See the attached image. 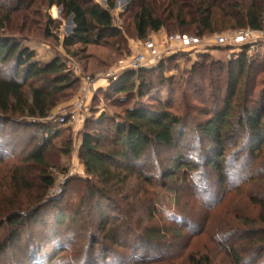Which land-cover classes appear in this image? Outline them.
I'll return each mask as SVG.
<instances>
[{"label":"rangeland","instance_id":"1","mask_svg":"<svg viewBox=\"0 0 264 264\" xmlns=\"http://www.w3.org/2000/svg\"><path fill=\"white\" fill-rule=\"evenodd\" d=\"M90 1L107 8L108 0ZM16 3L0 0V9L10 7L7 12L0 11L1 17L7 16L0 27V39L27 48L42 65L59 58L66 66L65 73L71 74L78 84L54 96L57 104L44 119L27 113L11 117L0 113V143L8 150L5 161L0 164V200L29 207L31 202L41 199L37 223L20 227L13 242L10 240L13 229L0 228V264H86L87 260L94 261L90 264H189L190 257L208 258L210 264H233L228 256L231 246L243 258L242 264H264V225L259 221L258 205L264 202V151L251 160L245 134L239 131L233 141L237 146L233 149L232 142L227 146L232 152L224 164L229 175L225 184L219 186L211 172L203 167L200 155L210 147L199 141L196 132V124L205 122L209 118L207 114L220 108V99L228 87L227 72L219 71L218 65L210 68L209 63L228 64L244 52L218 48L211 42L218 35L242 30L232 29V21L218 19L215 32L200 38L206 46L185 53L174 50L169 56L164 53L166 58L154 66L163 64L161 74L152 71L145 75L155 88L149 96L139 99L135 89L139 81L136 83L134 79L135 85H128L131 92L127 101H122L119 97L124 96L108 89L113 81L107 85L100 80L104 74L121 66L133 55L132 50L149 57V52L142 47L145 41L153 42L156 51L161 52L166 47L165 38L196 37L195 33L162 29L149 34L145 41H138L131 21L137 8L129 9L127 0H113L112 23L121 29L120 37L95 45L74 46L67 51L62 42L73 30L70 17H66L60 7H48L46 0H24L21 8H16ZM256 40L254 52L246 57L264 63V35L257 33ZM201 55L207 56V60ZM10 64L1 65L4 73L12 74ZM193 65H197L199 76L193 78L191 90L183 84L185 89H179L187 91L189 116L185 118L184 138L179 144L178 155L182 158L195 156L189 160L198 166L197 169L189 173L179 171L174 181L165 182L162 174L172 161V155L163 150H151L140 165L132 164L135 174L124 186H118L119 194L115 192L109 200H101L98 204V195H89L95 182L86 175L78 157L84 132H94L92 124L101 116L122 117L126 108L139 102L148 104L149 98L163 101L171 98L173 109L182 117L188 112L179 93L173 97L167 93L169 87L175 86L177 91L179 85L168 86L169 82L164 80L186 82ZM87 77L95 81L89 91H85ZM40 82L32 79L27 85L40 87ZM195 85L197 88L193 89ZM27 87L23 94L30 105ZM240 87L244 88V84ZM263 91L264 72L255 79L254 96ZM83 94L85 109L80 115L84 120L56 125L59 136L50 140L45 154L44 171L53 178V186L44 189L39 177L42 169L26 162L18 165L22 173L19 175L25 178L26 184L10 186L7 167L26 156L36 141L41 142L42 137L34 125L38 122L55 124L48 118H58L75 109ZM212 94L216 98L213 99ZM104 138L109 140L111 135L105 133ZM235 154H239L238 158ZM138 174L144 176L138 177ZM60 209L65 215L62 225L55 220ZM107 220L115 229L106 227L102 233L100 225Z\"/></svg>","mask_w":264,"mask_h":264},{"label":"trees","instance_id":"2","mask_svg":"<svg viewBox=\"0 0 264 264\" xmlns=\"http://www.w3.org/2000/svg\"><path fill=\"white\" fill-rule=\"evenodd\" d=\"M13 1L17 2L16 8H21L24 5V0ZM46 1L48 7H60L66 17H73V32L62 42V47L67 51L74 46L95 45L107 39L120 37L121 29L114 27L112 23L113 0L107 1V8L90 0ZM127 1L129 9L137 8L132 13L131 21L135 39L138 41H145L149 34L157 33L162 29L169 32L192 31L196 37L202 38L206 34L215 32L218 19L232 21V29L251 31H263L264 29V0ZM1 10L7 12L10 7H3ZM5 17L0 16V27L7 19ZM201 56L202 59L207 60V56ZM7 63H12L9 65V67L12 65V74L8 71L4 73V69L0 68V113L5 116L10 115L11 117L18 113L20 115L27 113L28 116L44 119L57 104L54 96L65 89H72L78 84L77 80L73 81L71 74L65 73L66 66L59 58L42 65L35 60L34 54L27 48H20L16 43L9 42L7 39H0V67ZM197 65H193L187 73L186 82L164 80L169 82L168 86L179 85L177 91L174 86L172 89L169 87L167 93L169 92L171 97L177 92L179 93L183 106L188 112L182 117L173 109L171 98L167 101L149 98L148 104L139 102L126 108L122 117L111 119L106 115L101 116L92 124L94 132H84L78 157L86 175L95 182L89 195L92 197L96 193L98 204L101 200H109L115 192L117 195L119 194L118 186H124L127 179L135 174L132 164L139 163L140 165L151 150H163L172 155V161L164 167L162 174V179L165 182L174 181L175 174L179 171L189 173L194 172L195 168L197 169L198 166L191 161L195 156L182 158L178 155L179 144L184 138L185 118L189 116L187 91L185 93V90L179 91V89L186 87L189 91L191 90L193 78L199 76ZM215 65H218L219 71L227 72V92L222 100L219 98L220 108L207 114L209 118L205 122L196 124V132L199 141L202 140L210 147L200 155L203 167L211 172L219 186H223L229 175L224 164L227 163V158L232 153L231 150L228 151L227 146L230 142L234 144L233 149L237 146V143L233 141L238 137L239 131L245 134L248 156L251 160L261 156V152L264 151V91L256 96L253 93L256 77L264 72V63L247 58L246 53L243 52L228 64L209 63L210 68H214ZM204 68L207 67L203 66ZM162 69L163 64H159L158 67L150 70L124 71L108 89L117 95L124 96V98L119 97V100L127 101L131 92L128 85H135L133 80L136 79V83L139 82L135 89L139 99H142L149 96L155 89L151 82H147L148 79L145 78V75L152 71L158 72L160 75ZM32 79L40 80V87L28 86L27 83ZM182 84L185 86L184 88L181 86ZM242 84H244V88L240 87ZM25 87L31 96L30 105L23 94ZM192 88L196 89L197 86ZM212 98L216 97L212 94ZM56 125L59 124L38 122L34 125L37 134L42 137L41 142L36 141V145L29 150L26 156L18 163L7 167L10 186L26 184L25 178L19 175L22 173L18 165L23 162L31 163L42 169L39 177L40 184L44 189L47 190L53 186V178L46 175L44 169H46L45 154L49 142L52 138L59 136V128ZM105 133L111 135L109 140L104 138ZM7 151L0 143V164L5 161L4 158L8 155ZM238 156L239 154L235 158ZM190 158L191 160H189ZM138 175V177L144 176ZM40 201L41 199H36L31 202L29 208L0 200V228L7 226L13 229L10 236L11 242L16 239L20 227L37 223L35 219L38 218ZM32 204L35 206L32 207ZM258 205L260 208L259 221L264 225V202H260ZM32 209L34 210L32 211ZM100 213L102 214V212ZM55 220L56 224L64 223L65 215L61 209L58 210ZM106 227H109V230L115 229L114 224L107 220L100 225V232L103 233ZM228 256L233 264H242L243 258L232 246L229 248ZM90 262L87 260L86 264H90ZM189 264H210V262L208 258L200 260L190 257Z\"/></svg>","mask_w":264,"mask_h":264},{"label":"built area","instance_id":"3","mask_svg":"<svg viewBox=\"0 0 264 264\" xmlns=\"http://www.w3.org/2000/svg\"><path fill=\"white\" fill-rule=\"evenodd\" d=\"M257 33L264 35V31L242 30L227 35H218L214 37L211 43L212 45L218 48L241 50L244 51L246 55L250 56V54L253 53L255 50V45L257 43L256 40ZM165 43H166L165 44L166 47H164L163 50L159 52L156 51L153 42L145 41L142 44V47L149 52V57H145V55H143L139 50H132L133 51L132 56H130L125 62H123V64H121V66H119L117 69L109 71L106 74H104L100 80H102L105 84L109 85L108 83L110 81H113L112 83L117 81L120 74L124 71H128V70L139 71V70H146L149 68H153L161 61V59L166 58L165 56L171 55L174 50L176 53L178 52L185 53L190 50H195L201 47L202 45L206 46L203 43V40L200 38L192 37V36H179V35L165 38ZM173 43H175V45L171 46ZM164 53L166 54L165 56ZM84 80L86 81V85H87L85 91H89L92 87H94L95 81H92L90 77H87ZM84 97L85 96L83 94V98L76 104L75 109H73L72 111H68L67 113L63 114L58 118L50 117L48 118V121L54 122L55 124L58 123L59 125L62 126L74 123L79 119L83 121L84 118L80 114L82 110L85 109Z\"/></svg>","mask_w":264,"mask_h":264},{"label":"water","instance_id":"4","mask_svg":"<svg viewBox=\"0 0 264 264\" xmlns=\"http://www.w3.org/2000/svg\"><path fill=\"white\" fill-rule=\"evenodd\" d=\"M72 21H73V17L71 16L70 17L71 30H73V22Z\"/></svg>","mask_w":264,"mask_h":264},{"label":"crops","instance_id":"5","mask_svg":"<svg viewBox=\"0 0 264 264\" xmlns=\"http://www.w3.org/2000/svg\"><path fill=\"white\" fill-rule=\"evenodd\" d=\"M206 53V52H203V54ZM51 62V61H50Z\"/></svg>","mask_w":264,"mask_h":264}]
</instances>
